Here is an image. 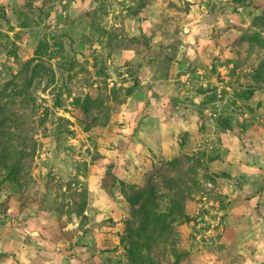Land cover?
I'll list each match as a JSON object with an SVG mask.
<instances>
[{
    "label": "rangeland",
    "instance_id": "rangeland-1",
    "mask_svg": "<svg viewBox=\"0 0 264 264\" xmlns=\"http://www.w3.org/2000/svg\"><path fill=\"white\" fill-rule=\"evenodd\" d=\"M261 13L264 0H0V264H133L123 189L153 187L163 212L165 168L187 191L171 224L183 264H264V47L248 40L264 39Z\"/></svg>",
    "mask_w": 264,
    "mask_h": 264
},
{
    "label": "trees",
    "instance_id": "trees-1",
    "mask_svg": "<svg viewBox=\"0 0 264 264\" xmlns=\"http://www.w3.org/2000/svg\"><path fill=\"white\" fill-rule=\"evenodd\" d=\"M253 23L255 25L264 26V13L254 16ZM248 40L255 42L260 47H264V39L256 33L250 35ZM30 60L31 59L28 61ZM259 77L261 78V76ZM250 93H254L252 88ZM90 100L89 97H86L81 103L82 113L85 116L89 115ZM220 123L223 128L232 131V124L227 118H222ZM203 126L204 124L199 122V129ZM0 157L3 158V154H0ZM176 161L177 160H172L169 164H173V166L177 167ZM165 169L164 171H159L157 176L161 177L162 181H165L164 185H166L172 193L169 196V206L167 210L163 212L157 211V204L153 196V187L147 189L146 192L139 190L132 194H128L123 189L126 200L135 207V214L137 217L132 226H127V232L122 238V240L127 243V257L133 264H156L162 259L170 261L168 257H173L171 264H183V262L188 260V252L180 249L174 242L173 231L171 229L173 221L181 216L186 217L184 205L187 191L182 188L177 178L169 176L166 172L169 168ZM18 170V162H11L7 166V179L13 181ZM74 199L76 198L74 197ZM79 203V213H82L84 211L85 201L82 200Z\"/></svg>",
    "mask_w": 264,
    "mask_h": 264
},
{
    "label": "crops",
    "instance_id": "crops-1",
    "mask_svg": "<svg viewBox=\"0 0 264 264\" xmlns=\"http://www.w3.org/2000/svg\"><path fill=\"white\" fill-rule=\"evenodd\" d=\"M237 168L239 169L238 170V172H240L241 173V175H243L244 177H246L247 176V178H250L249 180H251V179H253V178H251L250 176H249V174H251L252 173V170H249L250 169V167L249 166H246V165H244V163H240V164H238L237 165ZM248 180V181H249ZM248 181H246V182H248ZM249 183V182H248ZM244 190V188H242V191ZM243 215V214H242ZM237 221H239V219H237ZM238 228L236 229V230H231V231H229V233H231V234H233V233H236V232H239V233H241L242 231H245V229L246 228H241L240 230H239V226H237ZM247 233H249V230H247L246 231Z\"/></svg>",
    "mask_w": 264,
    "mask_h": 264
}]
</instances>
